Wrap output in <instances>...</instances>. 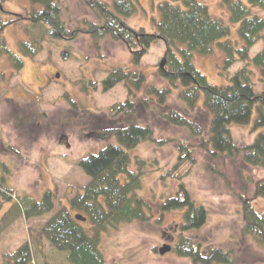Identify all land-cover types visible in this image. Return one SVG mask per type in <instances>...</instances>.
<instances>
[{
    "label": "trees",
    "instance_id": "1",
    "mask_svg": "<svg viewBox=\"0 0 264 264\" xmlns=\"http://www.w3.org/2000/svg\"><path fill=\"white\" fill-rule=\"evenodd\" d=\"M4 1L0 0V14L6 11ZM135 1L30 0L31 8L16 14L15 18L4 21L0 15V54L7 56L15 71L24 68V59L38 56L48 41H69L84 34L122 42L130 49L133 63L137 65L156 41L161 40L166 46L157 66L163 85L150 82L142 70L121 66L109 70L103 79L105 90L124 84L128 97L114 103L109 118L95 126L99 138L108 142L98 153H90L78 161L89 182L38 231V236L45 238L54 252L61 255L63 264H109L102 247L104 234L124 224L150 218L151 206L140 190L145 174L154 171L159 160L132 155L143 143L157 147L169 145L176 151L175 164L162 173L164 180L166 177L181 180L187 176L196 165L199 158L196 152L200 150L211 157L223 154L264 171V130L247 144L235 141L230 131L233 123H248L254 109L257 110L256 127H264V90H255L253 70L248 66L250 49L264 37V17L254 11L255 7L264 8V0H245L247 3L222 0L230 12L231 23L239 24L240 44L230 39V25L213 16L209 7L199 0L161 2L159 21L153 32L144 27H131L124 18L137 10ZM82 6L93 17L84 15L80 20L78 10ZM23 21L28 38L19 42L15 53L3 39L2 31L13 22ZM215 44L225 56L224 70L238 59L247 62L228 84L211 83L194 63L195 53L212 54ZM251 60L264 79V47ZM201 110L210 115L205 127L197 117ZM157 121L181 127L187 133L158 138ZM255 193L264 196V179L257 183ZM53 197L51 191L45 192L41 199L29 194L16 195L6 186L5 179L0 178V209L5 202L12 204L0 223V235L18 216L36 218L52 212ZM238 199L243 235L264 249V210L258 211L247 195H240ZM161 205L163 211L185 210L182 231L173 247L178 256L189 258L192 264H257L243 258L236 248L203 246L184 234L203 225L208 216L207 208L195 202L184 183L179 184L176 196L166 198ZM76 214H82L87 220L77 219ZM33 242L27 241L15 252L5 255L1 264H56L48 262L36 240Z\"/></svg>",
    "mask_w": 264,
    "mask_h": 264
},
{
    "label": "rangeland",
    "instance_id": "2",
    "mask_svg": "<svg viewBox=\"0 0 264 264\" xmlns=\"http://www.w3.org/2000/svg\"><path fill=\"white\" fill-rule=\"evenodd\" d=\"M105 1L113 3V0ZM163 1L166 0H136L137 10L124 19L131 27H144L153 32L159 21V4ZM199 1L209 7L213 16L230 25V39L240 44L239 24L231 23L230 12L222 5V0ZM3 6L6 11L0 15L4 21L31 8L30 0H6ZM254 11L264 17V8L255 7ZM78 14L80 20L84 15L93 17L83 6ZM25 24V21L13 22L2 31L3 39L15 53H18L19 42L28 38ZM214 46L212 54L195 53V66L211 83L228 84L247 62L238 59L224 70L225 56L217 44ZM263 47L264 37L249 51L248 66L253 70L254 88L258 92L264 90V79L251 59ZM165 48L163 41H156L137 65L133 63L130 49L122 42L84 34L69 41H48L38 56L24 59L25 65L20 71H15L7 56L0 54V178L5 179L6 186L16 195L29 194L41 199L47 191L54 194L52 212L36 218L18 216L0 235V264L5 255L31 240H36L48 262L63 264L61 255L54 252L45 238L38 236V231L89 182V176L78 161L90 153H98L108 142L99 138L95 126L109 118L114 103L128 97L124 84L105 90L103 79L109 70L121 66L142 70L150 82L163 85L157 66ZM65 52L68 57L64 56ZM199 113V122L207 126L210 115L203 110ZM256 119L254 109L248 123L231 124L233 139L239 144L253 142L264 130V127H256ZM157 125L158 138L187 133L167 123L157 121ZM196 153L198 161L187 176L181 180L171 177L164 180L162 173L175 164L177 158L172 146L143 143L132 151V155L159 160L154 171L145 174L140 190V195L151 206L150 218L124 224L104 234L102 247L109 264H192L189 258L178 256L173 249L164 254L159 252L166 244L173 248L182 231L185 210L163 211L161 205L166 198L176 196L180 183L186 185L198 205L208 210L205 223L184 234L203 246L236 248L243 258L264 264V249L243 235L238 213L240 195L252 198L258 211L264 210V196L255 193L257 183L264 179V171L223 154L211 157L204 150ZM11 205L5 202L0 209V223ZM31 233L39 239L33 238Z\"/></svg>",
    "mask_w": 264,
    "mask_h": 264
},
{
    "label": "water",
    "instance_id": "3",
    "mask_svg": "<svg viewBox=\"0 0 264 264\" xmlns=\"http://www.w3.org/2000/svg\"><path fill=\"white\" fill-rule=\"evenodd\" d=\"M68 55H69L68 52L64 53L65 57H68ZM164 63H165V58L161 62V67L164 66ZM59 76H60V73L58 72L57 73V77L59 78ZM76 218L79 219V220H82V221H86L87 220L86 217H84L82 214H76ZM170 250H171V247L169 245H164L163 247L160 248L159 252L161 254H164V253H166V252H168Z\"/></svg>",
    "mask_w": 264,
    "mask_h": 264
}]
</instances>
